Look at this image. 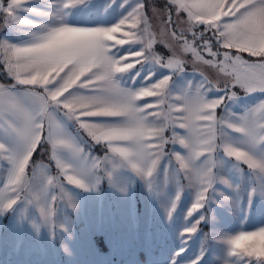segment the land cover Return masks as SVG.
I'll return each mask as SVG.
<instances>
[{"label": "snow or ice", "instance_id": "6c2138e0", "mask_svg": "<svg viewBox=\"0 0 264 264\" xmlns=\"http://www.w3.org/2000/svg\"><path fill=\"white\" fill-rule=\"evenodd\" d=\"M31 2L0 0L2 29H35L20 43L0 36V74L12 81L0 83V264H264V0H164L160 7L155 0H136L110 25L68 22L73 10L91 0H56L55 11ZM127 4L123 0L121 6ZM25 13L53 17L54 23L39 24ZM157 17L161 26L154 32L150 21ZM125 44L140 47L117 55ZM157 45L166 51L157 52ZM144 62L167 69L168 75L139 89L122 87L117 74ZM198 62L223 78L213 83L196 71ZM188 64L199 79L187 82L181 94L172 93L173 77ZM80 88L93 94H78ZM210 91L220 95L209 98ZM241 92L259 97L237 113L230 103ZM143 98L153 99L138 105ZM58 114L102 144L103 156L66 132ZM99 116L123 121L90 122ZM176 145L186 151H175ZM45 146L55 175L37 168L41 162L35 156ZM64 149L73 162L61 158ZM221 153L231 169H223ZM165 157L180 174L176 194L166 204L168 220L184 188L195 195L185 222L170 224L178 243L162 259L150 228L126 197H120L122 209L106 207L103 185L125 193L120 170L129 169L151 189ZM40 168L45 175L38 181ZM165 174L166 182L167 168ZM68 186L95 202L96 226L87 232L77 229L68 211L79 214L85 208ZM257 212L262 222L252 230L219 231L225 213L248 222ZM126 227L141 238L125 261L117 257L123 254ZM194 240L199 247L186 256Z\"/></svg>", "mask_w": 264, "mask_h": 264}, {"label": "rangeland", "instance_id": "374dc122", "mask_svg": "<svg viewBox=\"0 0 264 264\" xmlns=\"http://www.w3.org/2000/svg\"><path fill=\"white\" fill-rule=\"evenodd\" d=\"M136 0H128V4L121 6L123 0H115L114 3L111 0H91V3L86 5L82 9H75L67 17L68 22L73 24H86V25H110L117 22L123 15L130 10V6L133 5ZM157 7L162 6L160 2L155 0ZM110 5V6H108ZM29 6H34L43 11H55L58 7L56 0H32ZM107 6V7H106ZM25 15L30 16L31 19L35 20L39 24L51 25L54 23L53 17L46 16H35L32 14L25 13ZM186 13L181 17V19H186ZM173 20H176L177 17L173 14ZM155 27L152 31H156V27H160V20L157 17L154 20L150 21ZM2 24V22H0ZM35 31V29L25 27L23 29L17 30L16 28L8 29L0 27V36H7L12 42L20 43L30 39V33ZM157 39L161 37L156 36ZM139 44H125L124 46L118 49L117 55H124L126 52H135L139 49ZM156 51H166L162 49L159 45L156 46ZM215 51V49H213ZM3 56V49H0V57ZM205 59L208 58L207 54L204 53ZM242 56L244 59H248V54L243 53ZM222 58V57H221ZM189 61L191 56L189 54L186 57ZM197 72H203L213 83H216L218 79L223 78V73H220L215 68H209L207 65L198 62V67L196 68ZM154 73L149 79L146 77L149 76V73ZM194 72L192 65H186V70L183 73H180L173 77L170 84V90L174 94H181L189 81H196L199 79V73ZM168 75V70L152 62L137 63L135 66L124 72L117 74V78L120 81L122 87L139 89L142 86H147L156 80L160 79L162 76ZM0 83H2L0 81ZM78 94L81 95H90L93 94L92 90L87 88L76 89ZM220 95L219 92L210 91L208 93L209 98ZM259 97V94H253L249 97H245L241 92L235 102L230 103V109L234 112L240 113L244 108L256 101ZM153 98H143L137 101L138 105H143L147 102H152ZM219 114V113H218ZM63 125V128L66 132L72 135L87 151L91 152L96 156H103L104 152L107 149L102 144L94 143L86 131L79 128V125L74 120H69L64 117L62 114H58ZM90 122L94 123H121L123 117H92L89 118ZM232 136L235 138L237 134L233 133ZM171 149L172 146L170 145ZM175 151L185 152L186 150L179 145H176L174 148ZM48 147L45 146L44 150L38 151L35 159L40 161V164H37V168L43 166L48 169L47 175H55V165L49 160L47 155ZM60 156L62 159L73 162V154L67 149L61 150ZM221 159L224 161L223 169H231V163L228 158L221 153ZM167 168V181L165 182V169ZM123 173L121 178V183L126 187L125 193L114 192L108 188L107 184H104L105 188V203L106 207L109 209H122L125 204L121 201L120 197H126L127 201L131 204L134 214H139L140 218L144 225L150 228L154 243L160 249V255L163 259L167 255V250L173 247V243H178L175 238V231L170 226L171 223L177 225L183 224L184 214L187 208L193 201L194 190L190 187L183 189L181 194V199L178 204V207L173 214V220L170 222L166 215V204L173 198L177 191V182L179 181L180 174L177 172L175 162H170L167 157L162 158L160 164L158 165L157 171L155 173V183L150 189L147 183L141 180L139 177H136L134 173L129 169L120 170ZM234 173V170H232ZM31 172V169H29ZM3 175V169H0V176ZM45 175L44 169L40 168L37 170V180L39 181ZM72 188V186H68ZM220 187L219 185L217 186ZM223 190V189H221ZM53 191V189H49ZM72 191L78 196V205L81 201L85 204L84 211L82 213H77L75 209H69V213L72 219L75 222V226L79 231L87 232L90 228L96 226L97 216H96V205L93 200L90 199L89 194L83 193L80 189L72 188ZM219 191V190H218ZM54 194V193H53ZM219 220L220 217L218 216ZM262 222V217L259 212L255 213L249 221L240 220V217L233 215L231 213H225L221 221L222 227L219 228V231L228 232L233 234L235 231L240 230H252L251 227L258 226ZM209 227H204L203 231L207 232ZM141 235L139 232L134 231L131 228L126 227L122 233V239L124 242L123 254L117 259L128 260L129 256L132 254V251L135 249L136 245L140 242ZM199 247V241H189L188 252L186 256H191L195 250ZM143 259V257H141Z\"/></svg>", "mask_w": 264, "mask_h": 264}, {"label": "trees", "instance_id": "16d2710c", "mask_svg": "<svg viewBox=\"0 0 264 264\" xmlns=\"http://www.w3.org/2000/svg\"><path fill=\"white\" fill-rule=\"evenodd\" d=\"M158 2H160L161 4H163L164 3V0H157ZM0 22H2V21H0ZM1 58V57H0ZM0 81L2 82V83H11L12 81L10 80V79H8V78H6L3 74H0Z\"/></svg>", "mask_w": 264, "mask_h": 264}]
</instances>
